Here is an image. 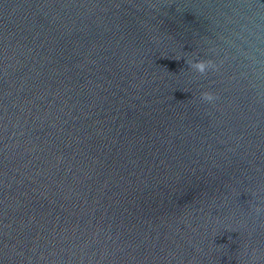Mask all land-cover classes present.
I'll return each instance as SVG.
<instances>
[{"label":"water","instance_id":"1","mask_svg":"<svg viewBox=\"0 0 264 264\" xmlns=\"http://www.w3.org/2000/svg\"><path fill=\"white\" fill-rule=\"evenodd\" d=\"M0 264H264V0H0Z\"/></svg>","mask_w":264,"mask_h":264},{"label":"clouds","instance_id":"2","mask_svg":"<svg viewBox=\"0 0 264 264\" xmlns=\"http://www.w3.org/2000/svg\"><path fill=\"white\" fill-rule=\"evenodd\" d=\"M196 68H197L200 72H204V71H205V65H203V64H197V65H196ZM209 99H211V98L209 97Z\"/></svg>","mask_w":264,"mask_h":264}]
</instances>
